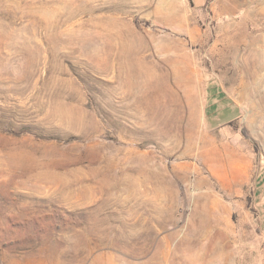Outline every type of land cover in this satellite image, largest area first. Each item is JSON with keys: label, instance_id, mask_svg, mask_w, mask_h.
Here are the masks:
<instances>
[{"label": "rangeland", "instance_id": "obj_1", "mask_svg": "<svg viewBox=\"0 0 264 264\" xmlns=\"http://www.w3.org/2000/svg\"><path fill=\"white\" fill-rule=\"evenodd\" d=\"M0 264H264V0H0Z\"/></svg>", "mask_w": 264, "mask_h": 264}]
</instances>
